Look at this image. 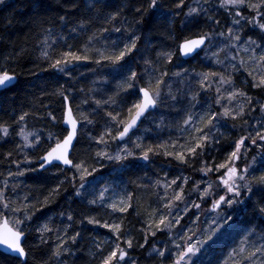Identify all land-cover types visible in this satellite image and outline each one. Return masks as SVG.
I'll use <instances>...</instances> for the list:
<instances>
[{
    "label": "snow or ice",
    "instance_id": "6c2138e0",
    "mask_svg": "<svg viewBox=\"0 0 264 264\" xmlns=\"http://www.w3.org/2000/svg\"><path fill=\"white\" fill-rule=\"evenodd\" d=\"M29 2L41 6V0ZM52 2L55 17L32 20L42 36L33 48L34 66L65 80L57 79L32 110H13L11 122L0 120V140L13 143L0 153V165L7 164L0 172V257L14 264H75L83 233L101 228L111 236L90 237L87 264H140L131 256L137 248L150 249L153 264H198L232 232V245L208 264H264V0H171V8L164 0H147L146 7L127 0L115 8L113 0H50L49 9ZM156 25L171 45L152 39ZM27 51L14 48L13 55ZM189 60L201 70L184 67ZM88 65L96 79L77 88L74 73ZM16 79L0 71V89ZM77 92L81 98L74 103ZM44 95L58 98L60 108L44 103ZM30 121L42 126L30 130ZM82 132L89 155L74 160L71 151ZM38 149L42 154L34 160L27 150ZM159 158L200 179L183 171L155 180L147 172L137 176L130 180L137 188L163 189L155 206L143 208L122 183L97 179L109 165L119 176H131L138 162L147 166ZM53 168L57 183L42 199L19 179ZM69 187V200L86 204L88 214L77 218L69 206L37 217ZM130 209L141 217L139 228L126 224ZM240 217L243 229L237 231ZM158 234L167 239L157 240Z\"/></svg>",
    "mask_w": 264,
    "mask_h": 264
},
{
    "label": "trees",
    "instance_id": "16d2710c",
    "mask_svg": "<svg viewBox=\"0 0 264 264\" xmlns=\"http://www.w3.org/2000/svg\"><path fill=\"white\" fill-rule=\"evenodd\" d=\"M50 0H41V6L37 8H33L29 2V0H4L3 4H0V38H3V42L0 43V71L6 70L10 74L14 73L17 77L15 84L11 86L9 89L4 91H0V120L11 122V119L15 117L12 115L13 110L17 114L21 111H29L32 110L38 104L37 98L41 97L43 93L46 91L51 93L52 90L56 87L55 81L58 79L60 83H64L65 78L61 77L60 74H56L52 76L51 73H46L40 70L39 67L34 66L35 57L38 55L37 52L33 51V48L36 44L37 39H41L42 36L39 35L41 31V26L39 23L33 25L32 20L35 18L37 20L45 19L47 17H55L56 12L55 9L57 5L52 2V9L48 8V3ZM139 2H143L145 7L147 6V0H139ZM127 3V0H113L112 6L115 8L117 5ZM164 3L168 7H174L171 3V0H164ZM9 21L11 24L9 25ZM44 28L49 27L47 23L43 24ZM176 27L179 28V19L176 21ZM57 29H54L53 35L55 36ZM164 30L159 25L153 27L151 33L149 34L154 41L163 42L167 45H171V41L167 40L164 37ZM179 36V32H177ZM184 35H189V33H185ZM86 39V37L81 38ZM141 51H144V44L141 42L140 44ZM17 51L20 48H27L28 51L22 57H14L13 49ZM153 57L155 53L151 54ZM5 57H11L9 59H5ZM46 67V65H45ZM94 67L93 65L81 66L79 67L74 75L76 80L79 83L76 84L77 88H85L92 86L91 82L96 79L89 69ZM186 68H195L197 71L201 70L197 66V61L189 60L184 64ZM81 73H83V78L81 77ZM114 83V82H113ZM95 87L100 88L101 85H96ZM111 87V85H109ZM81 98L80 93H76V101L74 103H78ZM44 103L49 104L52 109L60 108V100L51 95L43 96ZM58 116L60 112L56 113ZM102 123V122H101ZM40 128L42 125L40 123H35L30 121V130L32 127ZM60 126L56 128H52V131H58ZM144 125L141 126V129ZM100 127L95 129V132L99 134ZM167 135V132L164 133ZM11 139V138H10ZM19 139L18 137L16 138ZM13 143H3L0 140V153H4L12 150ZM32 154V158L36 160V158L42 154L41 150H27ZM254 154V153H253ZM89 155V143L87 140V134L82 132L79 138V142H75V148L72 150L71 156L74 160H79L87 157ZM251 156H249V159ZM139 167L134 170V175H124L119 176L117 173L112 172V166L109 165L101 170V173L97 175V179L103 183L104 179L107 178L109 180L114 181L115 183H122L123 186L134 193V204L140 205L141 208L155 206V199L157 195V191H155L152 187H143L137 188L135 184L131 183L130 180H135L137 176L143 177L145 172H147L148 177H151L152 180H155L157 174L160 176L165 172H168L171 176L172 172L175 171H183V174L189 175L192 179L198 178V173H193L191 169H181L180 167L173 164H168L163 158L156 159L154 163L145 166L143 161L138 162ZM38 166V161L37 165ZM7 164L5 162L4 165H0V172H3ZM14 167V166H13ZM143 168V171L140 170ZM57 173L56 170L49 169L47 171H36L30 172L25 177H21L20 180L24 182L28 186L29 189L32 190L33 195L40 196L42 199V193L46 194L47 190L53 187L57 183ZM62 179L63 176H60ZM3 177H0L2 180ZM92 177H88V180H92ZM148 181L145 180V183ZM66 187H68L66 185ZM71 193V188L69 187L68 192H64L63 195L58 199L56 204L50 205L49 209L41 210V212L37 213L38 218H43L47 215H52L53 212L58 213L61 209H67L69 206L74 210L77 218H81L82 215L88 214L89 208L86 204L81 203L79 200L72 202L69 200V196ZM130 214L126 217V224L131 227L135 225V228H139V219L136 215V212L133 209L129 210ZM57 221L60 219L56 216ZM244 217L239 218V222L234 227L237 231H241L243 229V221ZM39 222V221H37ZM91 229V226H86ZM236 235V232H232ZM133 235L137 240L143 241V235L141 233L136 232L133 229ZM35 233L33 232L27 238L26 244L31 245L33 242V237ZM84 239L81 241L82 251L78 254L79 259L72 258L75 260V264H87L90 260V256L88 255L89 248V239L92 236H97L100 239L109 238L111 234L106 229L95 228L91 231H85L83 233ZM166 236H161L158 234L157 240H166ZM217 248V247H216ZM148 251H144L141 249H135L131 251L132 257H138L143 260L146 258ZM37 258H39L40 254L36 253ZM209 253L202 254L199 256L200 261L203 264H208ZM0 261L4 262V264H14L12 261H8L7 257H0ZM29 264H33V261L30 259Z\"/></svg>",
    "mask_w": 264,
    "mask_h": 264
},
{
    "label": "rangeland",
    "instance_id": "374dc122",
    "mask_svg": "<svg viewBox=\"0 0 264 264\" xmlns=\"http://www.w3.org/2000/svg\"><path fill=\"white\" fill-rule=\"evenodd\" d=\"M197 66H198L199 68H201V65H200L198 62H197ZM198 71H200V70H198ZM146 126H149V122H148V121H146L145 124H144V127H146ZM153 126H154V125H153ZM144 127H143V128H144ZM143 128H142L141 130H143ZM174 134H175V133H174ZM30 139H31V137H30ZM250 159H251V158H250ZM105 164H107V162H105ZM179 174H181L180 171H175V172H172L171 176H175V175H179ZM198 174H199V173H198ZM161 176H163V174H162ZM197 177H198V178L193 179V181L200 179V175H198ZM19 179H20V178H19ZM211 179H212V180H215V176H212ZM188 187L190 188L191 185H189ZM126 189H127V188H126ZM127 191H129V190L127 189ZM155 191H157V194H158V193L162 194L163 189H155ZM156 202H157V195H156V199H155V203H156ZM206 207H207V205H206ZM88 213H89V212H88ZM202 219H203V217H202ZM235 238H236V235L233 234V233H231V236H230V237H227V238H225L224 240L217 242V244L213 246V251L208 252V253L210 254L208 260H212V261L214 262L216 256L220 255L222 247L232 245L233 240H234ZM216 247H217V248H216ZM149 252H150V249H149ZM149 252H148V254H149ZM148 254L146 255V258H145V259H143V260L140 259V264H153V262H152L150 259H147ZM133 258H136V257H133ZM137 258H138V257H137ZM199 262H200V258H198V264H199Z\"/></svg>",
    "mask_w": 264,
    "mask_h": 264
},
{
    "label": "water",
    "instance_id": "95a60500",
    "mask_svg": "<svg viewBox=\"0 0 264 264\" xmlns=\"http://www.w3.org/2000/svg\"><path fill=\"white\" fill-rule=\"evenodd\" d=\"M16 81V80H15ZM15 81H13V83L9 86V87H7V88H3V89H0V91H4V90H6V89H9L11 86H13L14 84H15ZM74 143H75V141H74ZM71 153H72V151H71ZM40 171H44V170H40ZM0 251H3L2 249H0Z\"/></svg>",
    "mask_w": 264,
    "mask_h": 264
}]
</instances>
